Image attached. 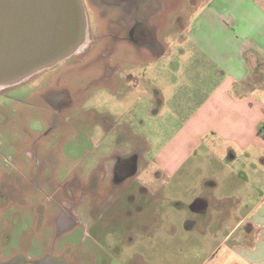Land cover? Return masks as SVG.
<instances>
[{
    "label": "rangeland",
    "instance_id": "rangeland-1",
    "mask_svg": "<svg viewBox=\"0 0 264 264\" xmlns=\"http://www.w3.org/2000/svg\"><path fill=\"white\" fill-rule=\"evenodd\" d=\"M82 1L88 46L51 68L0 88V264H149L150 259L155 261L150 252L163 255L157 259L160 264H201L220 234L231 227L202 224L189 229L184 221L201 216L175 200L157 205L161 224L151 226L148 217L142 226H128L144 218L137 207L126 210L129 206L122 201L119 207H110L103 197L86 201L92 179L100 174L93 175L92 168L99 166L97 156L105 141L118 138L127 108L146 101L139 83L153 70L144 60L149 58L147 42L133 29H154V33L182 29L200 0ZM111 75L116 79H109ZM149 112L143 108L138 117L128 115L137 132L147 135L142 142L175 131L172 114L166 115V127L165 122L158 126ZM136 144L145 157L153 153L138 140ZM205 164L207 169H218L208 160ZM241 166L235 162L240 172ZM259 166L250 169L255 187L247 197L254 200L262 196L257 180L264 168ZM246 182L243 177L222 190L244 192ZM67 203L75 205V220L62 209ZM170 233L175 236L172 242H150L149 237Z\"/></svg>",
    "mask_w": 264,
    "mask_h": 264
},
{
    "label": "crops",
    "instance_id": "crops-1",
    "mask_svg": "<svg viewBox=\"0 0 264 264\" xmlns=\"http://www.w3.org/2000/svg\"><path fill=\"white\" fill-rule=\"evenodd\" d=\"M198 3L182 29H156L155 46H148L149 58L144 59L151 62L153 72L138 82L146 101L127 108L118 138L105 141L97 156L99 166L92 168L93 175L100 174L92 179L86 201L103 197L110 207L121 201L129 206L126 210L137 207L144 218L128 226H142L148 217L151 226L161 224L156 207L162 200L186 203L201 216L184 221L189 229L202 224L231 227L220 234L210 258L201 264H264V170L257 180L262 196L247 197L255 187L251 167L264 168V0ZM143 108H149L158 126L165 122L167 127L166 115L172 114L175 131L142 142L147 135L137 132L128 115L138 117ZM137 140L144 149H153L148 158ZM135 155L132 175L118 179L116 164L130 162ZM206 160L218 169H207L208 164L202 165ZM235 162L242 164V172ZM243 177L244 192L222 190ZM139 180L143 182L136 186ZM177 191L180 196H174ZM195 203L199 206L193 207ZM149 238L152 243L172 242L175 236ZM150 254L155 261L150 259L149 264H160L157 259L163 255Z\"/></svg>",
    "mask_w": 264,
    "mask_h": 264
},
{
    "label": "water",
    "instance_id": "water-1",
    "mask_svg": "<svg viewBox=\"0 0 264 264\" xmlns=\"http://www.w3.org/2000/svg\"><path fill=\"white\" fill-rule=\"evenodd\" d=\"M87 27L82 0H0L1 88L69 58Z\"/></svg>",
    "mask_w": 264,
    "mask_h": 264
},
{
    "label": "flooded vegetation",
    "instance_id": "flooded-vegetation-1",
    "mask_svg": "<svg viewBox=\"0 0 264 264\" xmlns=\"http://www.w3.org/2000/svg\"><path fill=\"white\" fill-rule=\"evenodd\" d=\"M154 10L155 11L153 12V14H151V16L155 15V13L157 12V6ZM133 30L138 32V34H140V37L142 39H145V41L147 42L146 46H150V47L155 46V33L153 32L154 29H133ZM140 44H143V42ZM137 161H138V157L137 155H135L130 162H127V163L118 162L115 166V172H114L117 175L118 179H121L123 181L124 178H126L127 176H131L135 170ZM70 205L73 207V210ZM74 206L75 205L73 203H67L66 206L63 205V208H62L64 213L68 214L71 219H73L72 216H73V213H75Z\"/></svg>",
    "mask_w": 264,
    "mask_h": 264
},
{
    "label": "bare ground",
    "instance_id": "bare-ground-1",
    "mask_svg": "<svg viewBox=\"0 0 264 264\" xmlns=\"http://www.w3.org/2000/svg\"><path fill=\"white\" fill-rule=\"evenodd\" d=\"M88 42H89V37L88 34L85 36V39L83 40V42L74 50V54H78L81 53L87 46H88ZM2 86H0L1 88Z\"/></svg>",
    "mask_w": 264,
    "mask_h": 264
},
{
    "label": "built area",
    "instance_id": "built-area-1",
    "mask_svg": "<svg viewBox=\"0 0 264 264\" xmlns=\"http://www.w3.org/2000/svg\"><path fill=\"white\" fill-rule=\"evenodd\" d=\"M262 129L264 130V126L262 127Z\"/></svg>",
    "mask_w": 264,
    "mask_h": 264
}]
</instances>
